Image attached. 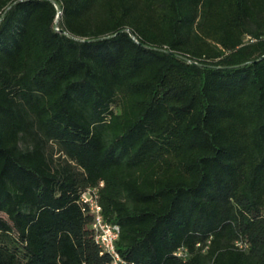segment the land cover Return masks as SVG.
<instances>
[{"label": "trees", "instance_id": "obj_1", "mask_svg": "<svg viewBox=\"0 0 264 264\" xmlns=\"http://www.w3.org/2000/svg\"><path fill=\"white\" fill-rule=\"evenodd\" d=\"M100 182L122 264H264V0H0V264H109Z\"/></svg>", "mask_w": 264, "mask_h": 264}, {"label": "built area", "instance_id": "obj_2", "mask_svg": "<svg viewBox=\"0 0 264 264\" xmlns=\"http://www.w3.org/2000/svg\"><path fill=\"white\" fill-rule=\"evenodd\" d=\"M98 185L87 187L80 195V201L86 206L87 212L91 218L90 229L93 233L95 242L107 252L110 257L109 264H122L123 260L115 249V243L119 238L120 228L115 223L108 222L104 215L103 209L99 202V187ZM174 254L177 256H184L186 249L178 248Z\"/></svg>", "mask_w": 264, "mask_h": 264}, {"label": "rangeland", "instance_id": "obj_3", "mask_svg": "<svg viewBox=\"0 0 264 264\" xmlns=\"http://www.w3.org/2000/svg\"><path fill=\"white\" fill-rule=\"evenodd\" d=\"M52 147H53V151H54V153H55V155H54V156H57V155H58V153L56 152V147H55L54 145H52Z\"/></svg>", "mask_w": 264, "mask_h": 264}, {"label": "water", "instance_id": "obj_4", "mask_svg": "<svg viewBox=\"0 0 264 264\" xmlns=\"http://www.w3.org/2000/svg\"><path fill=\"white\" fill-rule=\"evenodd\" d=\"M59 17V14L57 15V18Z\"/></svg>", "mask_w": 264, "mask_h": 264}]
</instances>
